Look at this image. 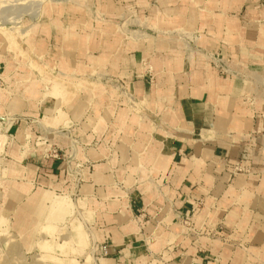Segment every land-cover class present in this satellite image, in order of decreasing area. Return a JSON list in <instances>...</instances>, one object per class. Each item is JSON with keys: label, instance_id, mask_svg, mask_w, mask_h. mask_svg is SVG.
<instances>
[{"label": "crops", "instance_id": "obj_1", "mask_svg": "<svg viewBox=\"0 0 264 264\" xmlns=\"http://www.w3.org/2000/svg\"><path fill=\"white\" fill-rule=\"evenodd\" d=\"M170 16L159 38L114 34L96 42L98 54L85 47L79 57L126 79L163 128L152 130L102 88L76 96L67 82L48 89L32 82L11 100L0 96L1 114L76 126L74 136L94 146L74 153L68 144L71 161L36 148L27 166L14 165L11 172L37 189L19 205L16 228L32 239L41 224L48 232L70 219L72 202L58 192L73 189L76 167L85 181L73 238L95 252L96 264H264V0H191L187 14L176 7ZM182 29L196 32L193 49ZM141 62L153 67L156 84L136 78ZM21 123L10 128L16 141L8 154L18 159V142L29 140Z\"/></svg>", "mask_w": 264, "mask_h": 264}, {"label": "rangeland", "instance_id": "obj_2", "mask_svg": "<svg viewBox=\"0 0 264 264\" xmlns=\"http://www.w3.org/2000/svg\"><path fill=\"white\" fill-rule=\"evenodd\" d=\"M176 7H183L187 14L191 0H0V96L6 95L11 100L19 90L27 91L32 82L44 89L56 86V81L67 82L76 90V96L81 91L102 88L110 97L108 100L129 108L140 122L150 121L152 130L163 128L157 122L159 115L148 112L144 103L133 96L126 79L116 76V71L106 63L79 57L85 47L88 56L98 54L96 42L105 39L109 43L114 34L127 37L133 33L135 40L144 32L154 38L165 35L168 31L162 29V23L171 22L170 12ZM179 31H182V42L191 49L196 32ZM140 67V76L136 78L156 84L153 67L144 62ZM22 121L27 123L29 140L18 142L21 155L18 159L8 154L15 137L10 128L13 124L20 126ZM49 125L47 120L27 113H0V136L6 135V143L0 149V264H96L95 252L79 247L72 233L76 220L83 214L79 203L84 198L80 186L85 174L81 168L71 167L69 171L73 189L58 192L72 202L69 221L50 223L52 228L48 232L44 229L48 223L41 224L32 239L16 228L19 205L37 189L29 180L11 172L14 165L27 166L28 156L36 148L46 158L71 161L75 152L94 147L74 136L76 126L62 122L54 127ZM31 135L34 139L30 140ZM68 144L74 153L66 158ZM202 204L203 200H199L198 206ZM143 216V211L135 215L136 218ZM181 222L189 232L196 231L188 216H182ZM70 247L74 250L71 253Z\"/></svg>", "mask_w": 264, "mask_h": 264}, {"label": "built area", "instance_id": "obj_3", "mask_svg": "<svg viewBox=\"0 0 264 264\" xmlns=\"http://www.w3.org/2000/svg\"><path fill=\"white\" fill-rule=\"evenodd\" d=\"M215 65H216V67L219 69V71H221V72H225V71H227L226 70V68H227V66H226V64L224 63V62H219V61H217V62H215ZM187 223H188V221H187Z\"/></svg>", "mask_w": 264, "mask_h": 264}]
</instances>
